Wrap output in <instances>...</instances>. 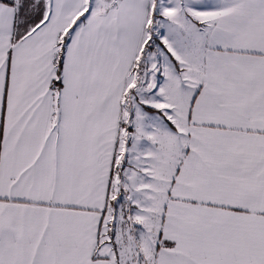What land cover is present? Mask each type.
Masks as SVG:
<instances>
[{
	"label": "crops",
	"instance_id": "1",
	"mask_svg": "<svg viewBox=\"0 0 264 264\" xmlns=\"http://www.w3.org/2000/svg\"><path fill=\"white\" fill-rule=\"evenodd\" d=\"M164 1L0 0V264H118L106 220L146 129L159 148L154 131L182 139L170 173L155 165L154 264H264V0H182L201 37L193 90L174 65L140 94L152 38L189 47L180 16L160 40L157 21L182 13Z\"/></svg>",
	"mask_w": 264,
	"mask_h": 264
},
{
	"label": "rangeland",
	"instance_id": "2",
	"mask_svg": "<svg viewBox=\"0 0 264 264\" xmlns=\"http://www.w3.org/2000/svg\"><path fill=\"white\" fill-rule=\"evenodd\" d=\"M186 1L183 0V2ZM172 2L180 8L182 13L176 15L170 10L164 15L166 17L165 21H157L155 29L160 30L158 36L161 40V34L165 33V31L169 35L171 34V27L175 26V20L179 19L177 16H180L179 25L181 26L183 21L185 26L182 25L180 27L182 33L178 34L177 37L187 36L189 47L182 49V51L181 48H178V52L174 48L169 47L168 52L157 39L152 38L150 44L155 46V49L151 50L149 47L148 59L141 60L133 73L134 77L138 76L139 78V84L137 85L139 86L140 94L150 90L153 92V89L160 87L161 79H164L162 83H169L172 74L176 72L175 67L179 72L182 71L180 72L181 74L183 73L180 80L185 92L193 90L192 86L197 79L198 71L191 64L192 61H196V53L190 52V47L193 44H201V37L199 39L198 30L196 27V29L194 28V23L191 20L193 13L183 10L185 6H181V0H172ZM188 27L190 28L188 29ZM183 57L188 59V63L185 62ZM159 96V93H157L155 99L153 95L148 93L145 99L153 106L157 103L156 100ZM180 118L176 119L173 116L171 118L172 124L177 129L181 126ZM172 132L174 131L166 133L165 129H161L159 132L154 131L155 136L158 135L161 142H167V144H163L159 148L152 139L148 140L143 136V134L150 133V130L146 129L141 134V140L136 141L139 150V160L129 158L128 165L122 170V173L119 172L124 177V183L122 182L123 190L119 191L118 197L110 204L109 215L106 220V227L108 228H106V233L104 234L110 247L116 248L118 264H154V258L152 259L145 249L153 247L155 240L159 238L157 232L165 215L167 199L165 182H158L155 165L160 166L161 163L164 166L166 165L170 173L172 166L179 162V156L182 152L181 135L180 133H175L174 136ZM147 143L151 146L148 150L145 148ZM145 151L149 153L144 154ZM125 161L127 162V157ZM145 167L146 169H152L151 175L147 171L146 176L143 174L145 173ZM140 174H142L141 177ZM135 177L145 180L143 182L145 186L139 187V182H135ZM128 180L131 182H127ZM151 253L154 254V252Z\"/></svg>",
	"mask_w": 264,
	"mask_h": 264
},
{
	"label": "trees",
	"instance_id": "3",
	"mask_svg": "<svg viewBox=\"0 0 264 264\" xmlns=\"http://www.w3.org/2000/svg\"><path fill=\"white\" fill-rule=\"evenodd\" d=\"M1 1H3V0H1ZM176 64V63H175ZM61 61L59 62V68L61 69ZM177 66V65H176ZM148 111H151V112H155L156 110H154V109H151V108H146Z\"/></svg>",
	"mask_w": 264,
	"mask_h": 264
},
{
	"label": "built area",
	"instance_id": "4",
	"mask_svg": "<svg viewBox=\"0 0 264 264\" xmlns=\"http://www.w3.org/2000/svg\"><path fill=\"white\" fill-rule=\"evenodd\" d=\"M158 3L163 5V4H165V1L164 0H158ZM83 13H86V11H83Z\"/></svg>",
	"mask_w": 264,
	"mask_h": 264
}]
</instances>
